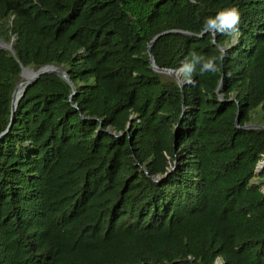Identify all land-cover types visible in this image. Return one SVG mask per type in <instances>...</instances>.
<instances>
[{"label":"trees","instance_id":"1","mask_svg":"<svg viewBox=\"0 0 264 264\" xmlns=\"http://www.w3.org/2000/svg\"><path fill=\"white\" fill-rule=\"evenodd\" d=\"M230 7L235 41L150 47L159 69L195 53L215 73L180 89L153 71V37ZM0 40V136L21 67L75 89L41 75L0 139V264H264V130L242 128L264 126V0H0Z\"/></svg>","mask_w":264,"mask_h":264},{"label":"water","instance_id":"2","mask_svg":"<svg viewBox=\"0 0 264 264\" xmlns=\"http://www.w3.org/2000/svg\"><path fill=\"white\" fill-rule=\"evenodd\" d=\"M167 34H181V35H190V36L201 37L205 33H202L200 35H193V34H190V33H187V32L176 31V30L164 31V32L156 35L155 37H153V39L150 41V43L147 46V53H148V56H149V63H150V67L153 69V71L156 72V73H159V74H162V75H166V76L172 78L178 84L180 89H182L186 83L183 82L180 79V73L178 71H173V70H168V69H159L158 67L155 66L154 61H153V57L151 56V53H150V47L154 44V42L158 38H160V37H162L164 35H167ZM213 43H214V45L216 44L215 41H213ZM0 49L8 50L12 55H14V51L12 49V45L11 44L7 45L1 40H0ZM25 72L29 76L27 77V80L24 83L23 88H22V90L20 91V93H19V95L17 97L15 96V92H16L18 84L16 85L15 89L13 90V93H12V96H11V120H10L8 129L6 130V132H4L0 136V139L3 138V136L8 132L9 128L11 127L12 122H13L14 113H15V110L17 108L18 102L23 97L26 89L30 85H32L41 75L52 74V75L58 76L59 78L63 79L65 82H67L70 85V87L72 89V92H73L72 96L75 94L74 86L72 85V83L70 82L69 78L67 77V74L64 71H61L57 67L44 66V67L39 68L37 71H34L32 69H29V68L21 67L20 77L23 76V73H25ZM218 91H219V88L217 89L216 92L218 93ZM73 106L75 107V105H73ZM237 123H238V115H237V118H236V121H235V126L238 128ZM242 128L243 129L264 130V126H255V125L254 126L253 125H247V126H244ZM261 163H264V155L262 156V159L256 165L255 173H257V171H259L257 174L264 173V167H261ZM155 181H159V179H156Z\"/></svg>","mask_w":264,"mask_h":264},{"label":"clouds","instance_id":"3","mask_svg":"<svg viewBox=\"0 0 264 264\" xmlns=\"http://www.w3.org/2000/svg\"><path fill=\"white\" fill-rule=\"evenodd\" d=\"M195 2V0H193ZM240 13L236 7L225 8L219 11L216 16L206 19L201 31L202 33H211L225 35L233 38L235 41L239 36ZM218 50L223 55L227 48L222 44L217 45ZM197 65H200L199 74L205 72L215 73L217 71V63L215 58H204L195 53L191 54V60H186L177 70L182 74V79L186 83H194L193 75L197 72Z\"/></svg>","mask_w":264,"mask_h":264},{"label":"rangeland","instance_id":"4","mask_svg":"<svg viewBox=\"0 0 264 264\" xmlns=\"http://www.w3.org/2000/svg\"><path fill=\"white\" fill-rule=\"evenodd\" d=\"M5 44H7V43H5ZM12 45V43H8L7 45ZM27 76H29L26 72H25V74L23 75V77L21 76L20 77V80H19V84H18V86H17V89H16V92H17V95H19V93H20V91L22 90V88H23V85H24V83L26 82V80H27ZM24 78V79H23ZM258 173V172H257ZM264 174V173H263ZM257 175H259V174H257ZM254 182L255 183H257L258 181L255 179L254 180ZM264 189V188H263ZM262 189V190H263Z\"/></svg>","mask_w":264,"mask_h":264},{"label":"bare ground","instance_id":"5","mask_svg":"<svg viewBox=\"0 0 264 264\" xmlns=\"http://www.w3.org/2000/svg\"><path fill=\"white\" fill-rule=\"evenodd\" d=\"M25 73H23V75H24ZM23 77V76H22ZM28 77V76H27ZM24 79V78H23ZM19 84V83H18ZM261 167H264V163H261ZM257 172H259V171H257Z\"/></svg>","mask_w":264,"mask_h":264}]
</instances>
